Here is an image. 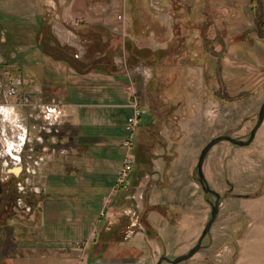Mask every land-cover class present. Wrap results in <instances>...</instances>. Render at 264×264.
Returning <instances> with one entry per match:
<instances>
[{"label":"rangeland","instance_id":"obj_1","mask_svg":"<svg viewBox=\"0 0 264 264\" xmlns=\"http://www.w3.org/2000/svg\"><path fill=\"white\" fill-rule=\"evenodd\" d=\"M132 25L149 42L142 55L152 74L140 115L153 117L151 126L166 133L160 144L171 143L181 177L185 167L192 170L178 188L188 189L190 202L194 198L190 218L162 210L171 219L146 229L147 251H133L119 263L156 264L162 256L187 254L210 220L216 198L199 183L202 149L219 136L247 141L258 122L264 0H0V202L8 201L11 211L26 180L10 171V157L17 156L13 134L28 132L37 115L44 121L30 90L32 69H44L34 65L35 54L75 63L80 43L87 66L103 62L121 49ZM204 164L209 187L220 195L219 213L200 251L180 264H264V122L249 146L222 141Z\"/></svg>","mask_w":264,"mask_h":264},{"label":"crops","instance_id":"obj_2","mask_svg":"<svg viewBox=\"0 0 264 264\" xmlns=\"http://www.w3.org/2000/svg\"><path fill=\"white\" fill-rule=\"evenodd\" d=\"M134 28L128 26V40L103 62L87 66L80 43L75 63L33 57L44 68L30 74L33 107L60 106L62 117L50 131L41 116L29 120L21 171L12 173L26 180L11 211L8 201L0 202V264H119L133 251H147L146 229L171 219L162 210L179 220L194 212L188 189L178 190L192 170L185 167L181 177L171 143L160 144L164 130L158 133L148 115L134 129L129 124L152 75L142 55L149 42ZM126 162L132 170L116 188Z\"/></svg>","mask_w":264,"mask_h":264},{"label":"water","instance_id":"obj_3","mask_svg":"<svg viewBox=\"0 0 264 264\" xmlns=\"http://www.w3.org/2000/svg\"><path fill=\"white\" fill-rule=\"evenodd\" d=\"M263 122H264V101H263L261 108H260V111H259L258 122H257L256 126L254 127V129L251 131L250 137L247 141L236 140V139L229 137V136H219V137H216L215 139L211 140L209 143H207L206 146L202 149L200 156L198 158V163H197V167H196L197 172H198V177H199V183L202 186V189L206 194L214 195L216 198L215 203L212 205L210 220L208 221L205 228L203 229L196 246L193 247L187 254L178 256L173 260L167 258L166 256H162V257H160V259L157 261L156 264H162L163 262H167L168 264H180L182 262H185V261L191 259L196 253H198L200 251V249L202 248L203 240L209 234L214 222L217 219V216L219 213V199H220L219 193H217L216 191L211 189L209 187L206 179H205V176L203 173L204 160H205L207 154L209 153V151L216 144H218L222 141H227V142H229L233 145H237L239 147L249 146L254 141L256 134H257L259 128L262 126ZM14 169L21 171V167L12 168L10 171H14ZM20 171H19V173H20Z\"/></svg>","mask_w":264,"mask_h":264},{"label":"built area","instance_id":"obj_4","mask_svg":"<svg viewBox=\"0 0 264 264\" xmlns=\"http://www.w3.org/2000/svg\"><path fill=\"white\" fill-rule=\"evenodd\" d=\"M15 94V90H10L9 91V96H13ZM140 116V111L136 110L135 114L133 117H131L129 119V124L131 125L132 129H134L136 127V123L137 120ZM62 117V108L59 106H54V105H48L44 107V111H43V119L44 122L46 123V129L47 131H50V129L55 126L58 122H60V119ZM13 140H17V143L15 144V146L17 147V149H14V152L17 154V156L12 157L10 154V159L11 161H13L12 167H20L18 164L20 162V157H19V152L21 150H23V147H25L26 143H27V130L25 129L21 135L18 134H13L12 136ZM127 146L130 145V143H126ZM7 162V161H6ZM5 164V162H4ZM9 165H7L8 167ZM132 170V165L130 162H126L122 169L120 170L119 174H118V178H117V182H116V188H121L125 185L128 176L130 174Z\"/></svg>","mask_w":264,"mask_h":264},{"label":"bare ground","instance_id":"obj_5","mask_svg":"<svg viewBox=\"0 0 264 264\" xmlns=\"http://www.w3.org/2000/svg\"><path fill=\"white\" fill-rule=\"evenodd\" d=\"M19 171H20V170H16V171H15V173H17V174H18V173H19Z\"/></svg>","mask_w":264,"mask_h":264}]
</instances>
